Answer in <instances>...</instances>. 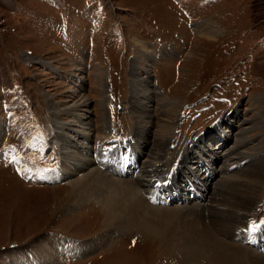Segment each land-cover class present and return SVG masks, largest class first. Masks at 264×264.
<instances>
[{"label":"rangeland","instance_id":"obj_1","mask_svg":"<svg viewBox=\"0 0 264 264\" xmlns=\"http://www.w3.org/2000/svg\"><path fill=\"white\" fill-rule=\"evenodd\" d=\"M199 25L219 32L200 34ZM165 47L174 54L164 55ZM138 79L142 91L152 90L149 99L140 97L153 120L144 133L149 157L166 155L168 164L181 146L206 138L204 145L215 148H207L206 158L223 161L244 127L247 143L239 150L254 155L233 163L241 158L233 151L227 163L240 174L264 160V0H0V153L6 155L0 154V264H48L40 247L51 248L54 264H205L202 258L185 262L175 247L136 225L128 232L126 224L117 225L111 241L88 252L74 248L114 224L94 200H71L69 180L80 166L62 151L61 135L82 139L68 122L76 121L73 114H60L67 123L61 130L54 124L51 100L67 105L87 98L91 152L84 155L102 171L110 164L131 177L130 168L143 166V154L135 163L118 150L128 152L123 143L139 135ZM219 124L225 138L217 134ZM159 137L166 151L158 156ZM55 175L63 180L46 179ZM69 204L70 214L64 210ZM256 205L254 220L239 222L243 229L259 223L242 244L264 252L257 245L259 239L264 244V194Z\"/></svg>","mask_w":264,"mask_h":264},{"label":"bare ground","instance_id":"obj_2","mask_svg":"<svg viewBox=\"0 0 264 264\" xmlns=\"http://www.w3.org/2000/svg\"><path fill=\"white\" fill-rule=\"evenodd\" d=\"M198 27L200 28L198 30L200 34L207 33L209 37H214L219 32V29L211 28L208 25L206 27L211 28L208 31H206V28H202V25ZM138 47L145 54L151 53L150 47L146 43L140 42ZM164 52L167 53L165 54ZM164 52V55L174 54L172 48H166ZM141 86L143 84L140 79L134 81L133 99H136V102L140 97L145 99L151 97L152 90L148 87L149 85L147 90L145 89L144 91H142ZM135 95L136 97H134ZM156 96L158 97L159 94L154 95V97ZM164 102L165 100L163 99V104H165ZM143 103L141 100L135 105V112L140 118L139 124L136 126L139 130V135L135 139L133 138L130 141L127 140V143H123L130 148L128 152L126 150H118V152L123 155H132L131 157H133L135 163L139 161L138 156L143 154L142 157L145 160L142 162L149 163V165L142 163L143 166L130 168L132 175L131 177H126L117 172L116 167L109 169V163L108 169L102 171L95 165L91 157L89 158L83 153V151L89 152L91 150L88 145V139H90L92 131L90 111L87 109L89 100L84 98L80 102L67 105H60L59 102L51 100V106L55 110L54 124L61 130V127H66L67 123L60 120V114L63 111L67 114H73L76 121L68 122L73 127L75 126L72 129L73 132L82 139V141L78 142L74 139V136L68 137L74 139L75 142H73L65 138L64 135L60 136L62 138V151L76 162L75 166H80V168L72 171L74 176L70 177L72 179L69 180V185L72 187L71 200L74 201V204L79 205H84L85 202L94 200L95 203L100 204L101 211L103 210L105 217H108L107 219L109 220L112 219V224H114V227L100 234L88 245L78 244L74 248L79 250L80 253H85V251L88 252L105 245L107 241H111L113 235L117 232V225L126 224L127 232L134 225L140 228L144 227L155 239H159L165 245L171 244V246L176 248L178 254L182 255L185 262L191 261L192 263L202 258L205 264H244L246 261L247 263L249 261V264H264V252L259 251L255 247H248L242 244L244 235L250 232V227L253 224L257 226L259 223L253 222L245 229L239 225L241 220H246L245 224L254 220L256 214L254 210L257 209L256 204L264 194V160L256 161L257 163L254 162L255 165L249 166L252 169L249 168L250 170H245L240 174L237 173L238 168H233L231 166L233 164L227 163L226 160L233 151H237L235 155L241 157L239 161L234 160L233 163H238L241 160L245 161L250 155H254L246 152V149L242 148L239 150L241 146L247 143L245 136L249 132L248 129L241 128L236 144L227 152L223 161H221L222 157L211 158L210 160L206 158V153L208 154L206 150L212 146L204 145L206 138H203L199 145H196L197 142H192L186 149L181 146L177 151V155L167 164L163 162L166 155L163 156L162 154V156H159L160 152L166 151V149H163L164 144H166L165 140H167L165 136V140L163 137H159V140L153 146V153H156L159 157H155V154L153 157L145 154L144 147L146 148L148 144V138L144 133L149 129V124L153 120L150 114L151 111ZM139 107H141L140 112L138 111ZM163 113L167 114L168 111L166 110ZM148 119L150 121L145 122ZM229 120L226 121L227 125H229ZM162 125L164 124L162 123ZM218 126L221 127L223 125H217L216 129L220 130ZM2 131L0 127V136ZM217 134L221 138H225L227 135L222 129ZM119 149L124 148L120 147ZM142 149L144 153H142ZM191 149H194L192 150L193 154ZM93 151L95 153L96 149L93 148ZM102 154L104 155L103 147ZM2 155V157H6L5 154ZM7 157L12 158L11 155ZM195 157L197 162L194 161ZM262 157L264 159V156ZM151 161L156 162L153 164ZM217 162H220V168L215 170L216 168L213 169V165ZM246 166L248 165L246 164ZM124 167L127 168L128 166ZM230 167L232 172L229 174L227 168ZM60 169V171L64 170L63 168ZM196 169H199V172H196ZM111 170L114 172H111ZM28 174L31 175L32 173ZM76 174L81 176L76 178ZM57 175L54 177L47 176L46 179L49 181L54 178L63 180L61 177L66 176L64 171L61 177L57 178ZM184 176L187 177L186 182L190 185L189 187L184 185ZM169 183L171 185L165 187ZM161 187H163V192L159 191ZM149 193L156 196V200L154 198L155 201H151L153 197L150 199L151 195ZM68 202H70V199ZM70 205H67L64 209L69 214L74 211L73 205ZM69 219H72V222L74 220V218ZM263 233L264 231L262 235ZM262 241L259 242L260 247H264ZM262 249L264 250V248ZM41 250H44L43 256L49 258L48 264H54L56 259L54 260L51 248L40 247ZM73 250L69 248L68 251L65 250L64 252ZM64 252L62 251L61 253ZM65 257L62 258L64 259Z\"/></svg>","mask_w":264,"mask_h":264},{"label":"snow or ice","instance_id":"obj_3","mask_svg":"<svg viewBox=\"0 0 264 264\" xmlns=\"http://www.w3.org/2000/svg\"><path fill=\"white\" fill-rule=\"evenodd\" d=\"M261 223L264 224V221H261ZM256 227H257V226H256L255 224H253V226L250 227L249 230H250V231H255V230H256Z\"/></svg>","mask_w":264,"mask_h":264}]
</instances>
